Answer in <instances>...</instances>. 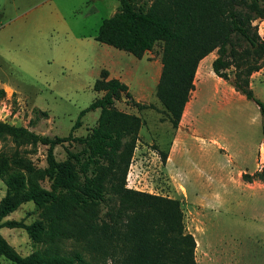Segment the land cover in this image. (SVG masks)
<instances>
[{
  "label": "rangeland",
  "instance_id": "obj_1",
  "mask_svg": "<svg viewBox=\"0 0 264 264\" xmlns=\"http://www.w3.org/2000/svg\"><path fill=\"white\" fill-rule=\"evenodd\" d=\"M113 2L0 0V121L42 135L85 137L97 125L100 109L87 111L80 125L73 126L80 112L104 94L93 86L107 70L108 78L128 84L134 100L154 105L139 110L125 94L115 102L118 110L142 120L125 187L142 191L132 187L138 184L144 192L180 200L185 228L196 239L197 264H264V182L243 177L264 166L257 104L235 90L234 67L228 71L230 80L215 77L216 92L231 89L236 97L231 104L214 105L217 136L192 137L196 141L184 145V157L176 149L168 162L176 130L156 96L161 69L156 74L154 66H162L164 43L159 41L139 58L97 41L102 20L113 13ZM94 6L96 13L91 12ZM256 24L264 38V20ZM260 63L249 80L264 101V57ZM83 147L76 139L51 148L21 135L0 136V161L7 162L0 173V210L4 200L15 204L0 216V234L22 257H69L75 250L89 257L84 243L66 240L51 250L54 245L44 233L34 229L32 236L27 228L46 224L44 204L35 194L61 190V175L72 168L68 153ZM161 152L167 153L166 160ZM105 184L111 187L110 176ZM112 202L114 208L119 206L117 194ZM106 211L102 208L99 214L108 221ZM0 264L16 263L0 254Z\"/></svg>",
  "mask_w": 264,
  "mask_h": 264
},
{
  "label": "trees",
  "instance_id": "obj_2",
  "mask_svg": "<svg viewBox=\"0 0 264 264\" xmlns=\"http://www.w3.org/2000/svg\"><path fill=\"white\" fill-rule=\"evenodd\" d=\"M118 1V11L103 19L95 38L139 58L159 41L164 43L156 96L174 128L194 89L200 60L216 50L215 74L230 80L228 71L236 69L233 86L257 104L264 137V101L257 97L249 80L252 72L261 68L264 57V38L256 24L264 20V0ZM108 74L103 69L93 86L104 94L80 112L73 126L74 130L80 125L87 111L100 109L97 125L85 137H74L72 133L42 135L0 121V136L21 135L51 148L75 139L84 142L83 148L68 153L72 168L61 175L63 188L35 194L44 204L46 224L27 228L32 236H36L34 229L44 233L54 245L51 250L66 240L84 243L89 257L80 250L69 257H22L0 234V254L16 264H197L196 239L185 228L180 200L125 187L142 120L118 110L115 102L125 94L139 110L154 105L134 100L129 86L108 78ZM36 112L48 115L46 111ZM161 155L167 159V153ZM3 164L7 162L0 161V173ZM108 176L111 187L105 184ZM243 177L264 182V166ZM115 194L119 196L117 208L112 202ZM10 205L3 201L0 216L15 207ZM102 208H107L108 221L99 214Z\"/></svg>",
  "mask_w": 264,
  "mask_h": 264
},
{
  "label": "crops",
  "instance_id": "obj_3",
  "mask_svg": "<svg viewBox=\"0 0 264 264\" xmlns=\"http://www.w3.org/2000/svg\"><path fill=\"white\" fill-rule=\"evenodd\" d=\"M119 5V1L114 0L112 4L114 8L112 15L116 11H118ZM91 10V12L93 13H96V11H98L95 6ZM216 57L217 51L214 50L204 58H202L198 64L194 79V89L191 93L189 101L185 106L179 125L177 126V128H175L176 136L175 138H173L170 145V150L168 152V162L172 158L173 150L176 149L179 156L183 155L182 158L184 157V145L186 143L196 141H192V137L193 139H195L201 136H205L207 138H213V136H217L213 129L214 105H228L231 104L232 101L236 100V97L232 95L231 89H227L226 91L224 89H221V92L219 89H216V92L212 87V82L215 83L216 81L215 77H219L213 70V61ZM154 66L156 68V74L159 73L160 69L162 70V66L160 67L157 64H155ZM157 79L158 75H155V81H157ZM203 117H207V122L205 125H203ZM186 129L189 131L185 133Z\"/></svg>",
  "mask_w": 264,
  "mask_h": 264
},
{
  "label": "built area",
  "instance_id": "obj_4",
  "mask_svg": "<svg viewBox=\"0 0 264 264\" xmlns=\"http://www.w3.org/2000/svg\"><path fill=\"white\" fill-rule=\"evenodd\" d=\"M157 154V153H156ZM128 181H130L131 182V180H130V178H129V175H128ZM132 187H134V188H136V189H139V190H142V191H145V188L144 187H139V185L138 184H135L134 186H132Z\"/></svg>",
  "mask_w": 264,
  "mask_h": 264
}]
</instances>
